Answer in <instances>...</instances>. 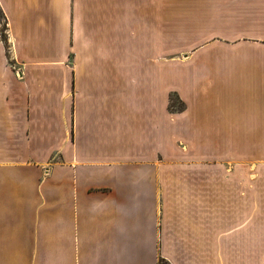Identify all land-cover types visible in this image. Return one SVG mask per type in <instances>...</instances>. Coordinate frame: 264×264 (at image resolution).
Instances as JSON below:
<instances>
[{
    "label": "crops",
    "instance_id": "1",
    "mask_svg": "<svg viewBox=\"0 0 264 264\" xmlns=\"http://www.w3.org/2000/svg\"><path fill=\"white\" fill-rule=\"evenodd\" d=\"M0 8V264H264V0Z\"/></svg>",
    "mask_w": 264,
    "mask_h": 264
},
{
    "label": "rangeland",
    "instance_id": "2",
    "mask_svg": "<svg viewBox=\"0 0 264 264\" xmlns=\"http://www.w3.org/2000/svg\"><path fill=\"white\" fill-rule=\"evenodd\" d=\"M5 24H6L5 15L2 14L1 11H0V38L1 39H4L3 38L4 37L3 35L6 34L7 35V43H8V34H7V29H5ZM7 51H8V49H7ZM174 99L175 100H178L176 97H174ZM169 104H170V106L172 107L173 110H180L183 107V104H180V105H182V106H180V105H177V104H173L172 101ZM178 107H179V109H178Z\"/></svg>",
    "mask_w": 264,
    "mask_h": 264
},
{
    "label": "trees",
    "instance_id": "3",
    "mask_svg": "<svg viewBox=\"0 0 264 264\" xmlns=\"http://www.w3.org/2000/svg\"><path fill=\"white\" fill-rule=\"evenodd\" d=\"M0 11H1V13L2 14H4V12L2 11V9L0 8ZM5 19H6V17H5ZM5 29H7V21H6V24H5ZM4 37V39H2L3 41H4V43H5V45H6V48L8 49V51H9V45H8V43H7V35L6 34H4L3 35ZM7 51V52H8ZM174 97H176L178 100H175L174 99ZM173 102V104H177V105H180V104H184L183 102H182V100H180V98L176 95V94H171V96H170V102ZM180 106H182V105H180ZM178 109H179V107H178ZM158 264H170L165 258H160V260H159V262H158Z\"/></svg>",
    "mask_w": 264,
    "mask_h": 264
}]
</instances>
